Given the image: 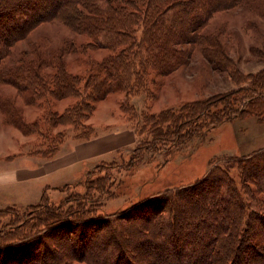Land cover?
<instances>
[{
	"label": "trees",
	"instance_id": "1",
	"mask_svg": "<svg viewBox=\"0 0 264 264\" xmlns=\"http://www.w3.org/2000/svg\"><path fill=\"white\" fill-rule=\"evenodd\" d=\"M239 2L0 0V89L8 86L14 91H0V112L30 135L41 132L40 122L25 121L23 107L42 108L38 119H45L50 128L68 125L86 139L90 134L84 133V122L97 102L111 93L123 92L127 97L145 90L154 84V77L186 64L194 47H201L211 64L223 68V55L216 56L223 52L218 39L205 31L215 13ZM52 19L86 36L85 49L106 50L98 60L88 56L84 76L67 71L65 54L76 50L71 45L51 56L36 42L11 59L18 41ZM232 94L205 102L199 113L184 117L181 124L180 119H171L174 113L170 118L160 114L148 119L152 141L171 140L178 124L185 133L208 125L204 134L264 97V92L242 97L231 108L230 100L220 114L209 111ZM65 99L70 103L59 111L56 106ZM187 136L172 138L167 149L180 148ZM148 149L155 151L156 146H140L133 161L139 163ZM104 186L95 184L53 212L41 209L7 221L0 227V256L6 257L0 263L264 264V149L241 159L224 158L211 164L200 179L165 189L112 216L96 213L97 205L108 197ZM48 233L54 236L55 247L46 242ZM25 252L31 254L27 259L19 256Z\"/></svg>",
	"mask_w": 264,
	"mask_h": 264
},
{
	"label": "rangeland",
	"instance_id": "2",
	"mask_svg": "<svg viewBox=\"0 0 264 264\" xmlns=\"http://www.w3.org/2000/svg\"><path fill=\"white\" fill-rule=\"evenodd\" d=\"M206 30L218 39L223 52L216 56L223 55V68L211 64L201 47H194L186 64L169 75L154 77V84L145 90L127 97L123 92L111 93L97 102L84 122L86 131L79 129L90 134L86 139L68 125L50 128L45 119H38L42 108L23 107L25 121L40 122L41 132L30 135L7 122L0 112V227L32 211L53 212L73 197L91 191L95 184L108 189V197L97 205L96 213L112 216L165 189L200 179L211 164L224 158L241 159L264 149V97L204 134L208 125L187 133L185 127H178L184 117L199 113L209 100L234 93L209 109L220 114L228 101L232 100L231 108L242 97L264 92V0H240L238 5L215 13ZM87 40L59 19H52L38 24L18 41L11 59L36 42L51 56L71 45L76 50L65 54L67 71L84 76L88 56L98 60L107 53L85 49ZM2 90L3 94L14 93L8 86ZM68 103L70 99L62 100L56 108L62 111ZM173 113L171 119H180V123L169 139H182L186 134L188 139L180 148L168 150L171 140L153 142L146 121L160 114L170 118ZM120 130L133 137L127 149L115 148ZM140 146H156V150H144L137 163L133 157ZM231 173L235 175L236 171ZM53 238L47 234L46 242L51 247L56 244ZM19 256L27 259L31 254ZM0 257L6 260L4 255Z\"/></svg>",
	"mask_w": 264,
	"mask_h": 264
},
{
	"label": "crops",
	"instance_id": "3",
	"mask_svg": "<svg viewBox=\"0 0 264 264\" xmlns=\"http://www.w3.org/2000/svg\"><path fill=\"white\" fill-rule=\"evenodd\" d=\"M133 142V137L128 131L120 130L119 133L116 136L115 141V148H123L127 149L129 146H131V143Z\"/></svg>",
	"mask_w": 264,
	"mask_h": 264
}]
</instances>
